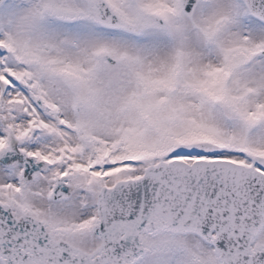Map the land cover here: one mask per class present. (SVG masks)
I'll return each mask as SVG.
<instances>
[{
  "label": "snow or ice",
  "instance_id": "obj_1",
  "mask_svg": "<svg viewBox=\"0 0 264 264\" xmlns=\"http://www.w3.org/2000/svg\"><path fill=\"white\" fill-rule=\"evenodd\" d=\"M0 264H264V0H0Z\"/></svg>",
  "mask_w": 264,
  "mask_h": 264
}]
</instances>
